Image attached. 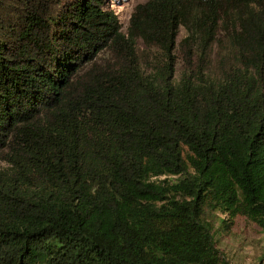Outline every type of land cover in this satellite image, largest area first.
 <instances>
[{
    "label": "trees",
    "instance_id": "trees-1",
    "mask_svg": "<svg viewBox=\"0 0 264 264\" xmlns=\"http://www.w3.org/2000/svg\"><path fill=\"white\" fill-rule=\"evenodd\" d=\"M110 3L0 0V264H229L237 217L264 240V0Z\"/></svg>",
    "mask_w": 264,
    "mask_h": 264
},
{
    "label": "rangeland",
    "instance_id": "rangeland-1",
    "mask_svg": "<svg viewBox=\"0 0 264 264\" xmlns=\"http://www.w3.org/2000/svg\"><path fill=\"white\" fill-rule=\"evenodd\" d=\"M146 0H110L111 8L118 14L126 31L132 13L137 4ZM185 34L181 30L179 38ZM142 48L145 46L142 45ZM153 52L151 49L145 50L143 57L150 58ZM108 54L101 53L99 57L107 58ZM4 163L0 161V168ZM217 245L227 258L229 264H264V240L260 227L252 223L245 217H237L228 232L218 231L216 233Z\"/></svg>",
    "mask_w": 264,
    "mask_h": 264
}]
</instances>
